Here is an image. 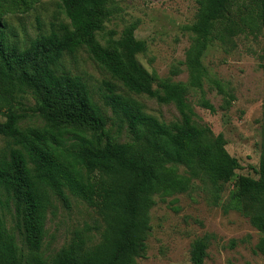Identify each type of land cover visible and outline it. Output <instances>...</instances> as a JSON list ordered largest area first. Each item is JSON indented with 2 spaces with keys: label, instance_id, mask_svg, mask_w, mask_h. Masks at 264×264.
Returning a JSON list of instances; mask_svg holds the SVG:
<instances>
[{
  "label": "trees",
  "instance_id": "obj_1",
  "mask_svg": "<svg viewBox=\"0 0 264 264\" xmlns=\"http://www.w3.org/2000/svg\"><path fill=\"white\" fill-rule=\"evenodd\" d=\"M108 1L61 0L71 30L39 35L24 49L6 43L0 22V135L10 138L17 146L8 156L0 158V203L3 194L14 203L24 244L33 254L31 260H21L13 238L4 233L0 219V264H43L36 253L43 239L48 200L44 186L66 207L69 200L63 188H68L93 208L103 222L97 244L88 245L86 238L76 233L51 264H133L135 258L145 255L152 196L188 188V183L177 176L172 166L184 165L192 177L204 176L215 184L228 182L235 170L241 168L238 160L225 150L221 134L212 137L209 129L191 123L185 86L157 81L154 74L140 65L137 55L144 51L145 45L134 37L133 27L126 28L121 38H114V32L110 31L105 34L103 44L98 41V33L104 31ZM236 1L239 2L197 0L196 21L184 26L192 34L185 52L190 87L201 89L204 79L209 78L201 58L218 21L227 20L224 28L228 35L253 34L264 27V0H253L252 7L241 4L231 19L226 13ZM80 46L130 91L161 103L172 102L182 123L167 124L144 114L106 83L103 101L114 119L126 126L129 140L105 139L102 144L106 115L79 76L55 70L64 52H73ZM154 83L157 89L153 88ZM213 83L222 92L218 82ZM27 91L36 98L34 111L50 126L84 125L92 135L79 136L78 149L65 154L59 147L60 134L50 129L21 130L17 123L26 114L15 110V94ZM202 104L213 111L207 101ZM256 174L258 179L237 176L234 190L222 209L238 211L264 234V142ZM206 238L193 244L192 264H203ZM257 251L264 256V236L257 243Z\"/></svg>",
  "mask_w": 264,
  "mask_h": 264
},
{
  "label": "rangeland",
  "instance_id": "obj_2",
  "mask_svg": "<svg viewBox=\"0 0 264 264\" xmlns=\"http://www.w3.org/2000/svg\"><path fill=\"white\" fill-rule=\"evenodd\" d=\"M241 4L252 7L254 2L236 1L226 14L234 18ZM23 9L25 11L21 12ZM197 9V0H109L105 5L104 31L97 35L103 44L107 32L113 31L114 38H121L126 28L133 27L134 37L145 45L144 51L137 55L140 65L154 74L157 81L183 84L191 123L209 129L212 137L221 134L225 150L241 166L235 170L232 179L217 184L204 176L192 177L184 165L172 166L177 176L188 183V188L158 192L152 196L151 229L145 240V255L135 258L133 264H192L193 244L204 236H207V247L203 264H264V256L257 251V243L264 234L238 211L224 212L222 209L234 190L238 175L258 179L256 170L264 142V27L253 34L238 32L228 35L224 28L227 20L218 21L214 36L201 58L209 78L204 79L201 89L192 88L188 85L185 65V52L192 34L184 26L196 21ZM0 22L6 43L21 49L27 48L39 35L71 30L61 0H0ZM55 70L79 76L106 115L102 144L105 139L112 142L129 140L126 126L114 119L110 107L103 101L102 96L107 93L106 83L144 114L167 124L182 123L172 102L161 103L156 98L130 91L96 62L84 46L73 52H64ZM213 81L218 82L222 92ZM153 88L157 89L156 83ZM203 101L211 104L213 111L205 108ZM36 103L35 96L29 91L15 94V110L26 114L17 123L21 130L50 129L54 134H60L59 147L65 154L78 149L76 139L79 136L92 135L90 128L84 125L50 126L34 111ZM16 147L10 138L0 135V158L8 156ZM67 160H70L69 155ZM44 189L48 200L43 239L36 253L43 264H51L57 252L76 233L82 234L88 245L97 244L103 222L95 210L66 187L63 190L68 196L69 207L49 188L44 186ZM0 219L4 233L13 238L21 260H31L33 254L24 244L14 203L7 201L5 194L1 196Z\"/></svg>",
  "mask_w": 264,
  "mask_h": 264
}]
</instances>
